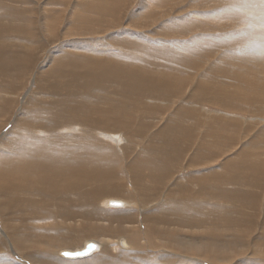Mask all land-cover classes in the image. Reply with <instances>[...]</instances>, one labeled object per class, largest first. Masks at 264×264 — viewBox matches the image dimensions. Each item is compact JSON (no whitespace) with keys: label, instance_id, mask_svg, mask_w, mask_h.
<instances>
[{"label":"bare ground","instance_id":"1","mask_svg":"<svg viewBox=\"0 0 264 264\" xmlns=\"http://www.w3.org/2000/svg\"><path fill=\"white\" fill-rule=\"evenodd\" d=\"M113 1V4L122 2ZM232 1H205L213 2L211 6H220L221 16H228L233 19V24L243 26L234 32H218L222 45L216 51L217 58L210 61L211 64L218 60V64L210 65V69L223 77L219 80L220 86L216 84L214 89L213 84L200 80L193 86L186 104L173 110L164 128L153 137H149L148 133L157 126L153 124L154 115L162 110L158 104L173 103L186 93V76H183L186 70L184 73L180 70L186 66L181 63L182 55L171 62H158V55L163 53L162 45L159 48L149 45L152 52L148 51L147 46L140 49L136 45L124 49V54L136 59L129 60L125 56L122 60L116 53L105 54L101 53L102 49L77 44L76 48L87 50L84 55L92 51L97 56L69 58L65 64L59 63L55 73L44 81H39L35 76V83L30 88L33 90L32 98H29L31 106L29 108L28 104L18 119L31 122L28 136L22 140L18 155L3 154L0 158V264H186V256L192 261L207 264H264V161H259L264 158V124L259 125L258 132L254 131L257 129V119L264 120V65L254 56L262 57L257 50L262 51L264 45L260 42L253 46L256 33L248 28V24L251 26L252 23L262 25L264 20L246 19L244 14L247 11L242 12L232 6L249 10L250 3L246 0ZM253 2L260 4L258 0ZM81 5L83 8V3ZM261 6H264V2ZM208 16L205 17L207 22H198L195 29L211 32L229 29L227 24H211L216 16H220L219 12ZM11 24L16 26L10 27L0 17V31H3L0 36L21 32V27L27 28L15 20H11ZM232 40H242L252 52L237 55L235 53L240 52V47H237L230 55L227 44ZM3 45V49L0 47V119L10 117L12 90L19 85L17 79L16 82L9 80L5 74H13L20 68V71L32 68L29 58H25L28 49L20 51L17 44L8 40ZM64 51H69V48L66 47ZM198 58V61L206 62L205 55ZM149 59L155 62L153 68L147 63ZM252 59H256V64L250 66ZM230 61L235 65L227 77L224 76L227 72L222 70L228 71V67L223 63ZM194 65V70H197L199 66ZM165 68L172 71H165ZM228 79L231 80V83L227 81L230 85H223L224 80ZM83 86L88 88L90 95L83 93ZM204 100L211 101L210 104L217 106L216 110L208 108L207 103V108L203 107ZM191 105H200L207 115L198 117L195 113L198 109ZM246 113L259 118H242L241 115ZM185 118L193 121L188 122ZM242 125L246 130L240 134ZM198 127L204 128L201 136L197 134ZM121 130L131 139L138 136L148 140L143 147L135 149L140 150L131 158L133 148L130 145L133 143L128 139L129 143L121 150L124 162L122 154L119 155L111 145L105 143L110 140L120 145L123 136L118 131ZM42 133L47 135H39ZM150 140H155L157 144L154 149H148ZM209 141L211 144L206 143ZM193 144H197L194 145L196 147ZM212 146L214 148L209 149ZM187 151L205 158L199 161L195 156H192L193 160L190 157L188 164L192 169L208 167L215 164L219 157L233 154L220 166L207 169L211 172L204 175L205 183L199 189L213 193L206 185L216 183V190L220 192L210 196L215 202L209 208L199 205V201L204 202L208 198L179 196L181 190L188 191V185L186 178L174 180L175 171L177 165L182 166V162H179ZM146 153L160 156H147ZM226 175L234 179L222 181ZM225 185L230 187L224 188ZM104 198H110L105 201L106 206L111 201L120 202L119 210L104 213L99 206ZM194 205H198V209H207L205 216L213 217L211 220L217 222L196 219V212L192 208ZM22 208L30 210L27 217L19 213ZM164 210L170 212L168 215L176 213L179 219L173 221L170 216H162ZM252 215L253 226L235 228ZM257 215L263 216L262 227L257 225ZM22 218L30 219V222L48 218L53 222L47 231L58 234L43 237L42 233L38 236L30 233V237L26 236L27 233L22 229L19 231L15 225V221ZM101 218H105L107 223L96 225L94 221ZM176 225L192 228L204 226L203 230L209 234L186 237V234L174 228ZM42 230H45L44 224ZM233 230L248 237L252 232L253 236L246 240L218 236V233L231 236ZM91 236H95L92 241L97 242L94 246L97 250L85 259L80 258L84 255L61 259L54 253L56 251L67 257L64 253L86 248L87 243L82 246V241ZM6 238L12 251L22 261L9 255L8 248H5Z\"/></svg>","mask_w":264,"mask_h":264},{"label":"rangeland","instance_id":"2","mask_svg":"<svg viewBox=\"0 0 264 264\" xmlns=\"http://www.w3.org/2000/svg\"><path fill=\"white\" fill-rule=\"evenodd\" d=\"M120 1L122 2L118 4H113L114 3L113 0H0V17L2 18L3 22L9 23L11 25L10 27H15L16 25L13 26L11 24V20H15L18 24L22 25L23 27H27L25 29L21 27L20 28L21 32L17 31L14 34L10 32L8 35L7 33H5V36H0V47L3 49L4 41L8 40V41H11L13 44H17L18 49L20 51L28 49L29 53L25 55V58H29V61L32 64V68L30 67L28 70L20 71L21 69L20 68L18 70L13 71V74H11L12 72H10L9 74L7 73L5 74L9 80H13L14 82H16L15 80L17 79L19 82L18 83L19 85L17 88H15V85L13 84V88L15 89L12 90L14 91L12 93L13 106L9 110L10 117L7 116L6 119H0V158L2 157L3 154L12 155V156H14L13 154L18 155L17 152L20 150L22 140H24L28 136L31 122L26 123L18 119L22 117L21 116L22 112L24 111L25 107L28 106L30 102L29 98H32L33 90H31L30 88H32L33 83H35V76L37 77L39 81H44L45 79L49 77L51 73L53 74L55 73L56 68L59 63L63 65L69 60V58L85 57L89 55L97 56L96 53L92 51H90V54L84 55L85 51L87 50L76 48L75 45L77 44H84L83 46L87 44L93 48H97V50L101 51L102 49L101 53L103 52L105 54L106 53H116L120 56L119 58L125 59V56H126V57H129L128 58L129 60L136 59V58L132 57L131 55L127 56L126 54H124L125 53L124 49H129L130 46H132L133 48L136 45L138 46L136 47L140 49L144 48V46H147L149 48L148 51L150 52H152V49H151V46L149 45L156 46L158 48L162 45L163 53L161 54V56L158 55L159 56L158 62H163V61L171 62V61L176 60L182 55L180 58L181 60H183V62L181 63L186 64L185 66L186 69L185 67L180 69L183 73L186 70V74L183 75V76H186V90H185L186 93L184 94L185 96L182 95L183 97L176 99V101H174L173 103L167 102L165 104H162V103L158 104L161 106L162 110L158 115L156 114L154 115L153 124H157V126L153 127V129L149 131L148 133L149 137L155 136L157 133H159V130L164 128L165 124L167 123V119H169V116L174 112L173 110L177 109V107H180V105L184 103L186 104L188 96L190 95V92L192 91V88H194L195 85L200 80H206L209 82V84H213L214 89L216 88V84L217 86L218 85L220 86L219 80H221L223 77L218 75L216 72L211 71L210 69V65L214 63L218 64V60L213 61V63L210 64V61L212 59L217 58L218 52L216 51H218L219 47L222 45V43L219 40L218 32H221L222 34L226 32L227 33L234 32V30L236 29L243 28V26L242 27L238 26L237 23L233 24L232 18H228V16L226 17L223 15L221 16L222 13L219 11L220 6H217L216 4H213L211 6L210 4L213 2L206 3L205 2L206 0H120ZM246 1L250 3L249 4L250 7H248L249 10L244 9V8L242 9L241 7L236 6V5H233L232 8L238 9L239 11H242V12L247 11V13L244 14L246 19L256 18L257 21L264 20V6H261V3H263L264 0H258L260 4H258L257 2H253V0H246ZM233 2H238V0H234L232 1V3ZM82 3H83V8H81ZM162 4H164V7H162ZM77 6L79 7L77 8ZM107 9L109 10L106 11ZM5 11L9 12L13 16L6 14ZM218 12L220 16H216V20L214 19V21H212L211 24H215V23L216 24H219V23L227 24V26L229 25V29H226L223 31H215V32H211V30L205 31L200 28L195 29L198 22L200 21L207 22L206 21L207 18H205L206 16L210 17L208 15H215V13H218ZM248 28H251V30L256 33L254 34L255 37L253 36V39L255 38L253 41L254 42L253 46L259 45L260 42H262L261 44L264 45V39H263L264 38L263 37L264 36V23L262 25H256L252 23L251 26L248 24ZM190 29H192V31L189 32ZM182 30L185 32V34L182 32ZM0 32L3 33V31H0ZM196 36L197 38H195ZM4 37H6L7 39L5 40ZM145 41L147 43H145ZM150 41H152L153 43H149ZM143 42L145 45L142 44ZM19 45L22 47H19ZM227 45L229 48L230 55L231 53L237 50V47H240L239 48L240 52L235 53L237 55H243V54L252 52V50H250V48L247 47L248 45L245 42L243 43L242 40H238V41L232 40ZM66 47L69 48V51H64ZM257 51L262 55V57L256 56L255 54H254L255 55L254 57L257 58V60L262 65H264L263 64L264 63V52H262L264 51V47L262 51L260 49ZM7 54H8L7 56H10L12 58L10 53H7ZM121 55L124 57H122ZM203 55H205L204 59H206L205 60L206 62L198 61L199 60L198 57H201ZM210 56H212V58H210ZM186 58L188 62H186ZM11 62L14 64V61H11ZM251 62L253 63H251L252 65L250 66H253L254 64H256V59H252ZM147 63L149 64L150 68H153L155 65V62L151 59H149ZM188 64H190V67ZM194 64H197L199 66L197 70H194L195 68ZM223 64L224 66L226 64L228 67V71L226 69L222 70V71L227 72V75H224V76L229 77L228 75L232 73V69H233L232 67L235 65V63L230 61V62H224ZM240 64L243 65L242 63ZM183 66L184 65L180 67H183ZM164 70L172 71L170 68H165ZM141 72L145 74V72L143 71ZM242 74H245V73H242ZM224 81L225 82L222 83L223 85H226L229 82L231 83L230 79L224 80ZM82 90L85 95H90V92L88 88H86V86H83ZM241 90L244 92H248L243 89ZM39 92L40 94H43L42 91H39ZM210 102L211 101L204 100L203 104L207 103L209 105V106L207 105L208 108L216 110L217 106L215 105L213 106L212 104H210ZM30 106L31 104H29V108ZM191 106L199 110V112L198 110H195V113L197 114L198 117L204 118L207 115L204 109L202 107H199L200 105L198 106L191 105ZM203 107H206V104ZM242 113H245V112H242ZM16 116H18V118L14 119V117ZM241 116L242 118L245 116L247 117L250 116L251 118H255V119L259 118L256 115H252L250 113H246ZM186 120L188 122L193 121L191 119H186ZM263 121L264 120L259 121L258 119H257V122L259 123L255 121L257 124V129L254 130L255 133L259 131L260 126H263L264 124ZM241 127L242 128H240V132L241 131L242 132L240 134H242L246 130L245 125H244V129H243V125ZM203 129L204 128L198 127L197 134L200 135ZM208 130L211 131L209 127H208ZM227 131L228 133H230L229 129H227ZM109 133H112L115 135L120 133L121 137L123 136L122 141H120V145L117 144L116 142L113 143V141H110V140H108V142H105L111 145V148L115 150L119 155H121L123 151L122 147L126 146L129 143L128 139H131V138L128 137L122 130L120 132L118 131V133L117 132H109ZM253 133H251V135H253ZM39 135L45 136L47 134L42 133ZM7 136H11V138H8ZM131 140L133 144H131L130 146H132L131 148L133 149H131L132 155L130 154V157L134 158L140 150L138 149L135 151V149L140 146L143 147L145 143L146 144L148 143V140L147 139L142 140V137L138 138V136H136L135 139H131ZM126 141L127 143H124ZM206 143L211 144V141L206 142ZM243 143L244 141L241 142L240 144H243ZM159 144H160V140H159ZM198 144H201L200 141H198ZM215 144L217 145V143ZM148 145H149L148 149H151L152 147L154 149V146L157 144L155 143V140H150ZM194 145H197V144H193V147H196ZM189 146L191 147V145ZM213 148L214 146H212L209 149H213ZM166 151L167 150H164L163 152H166ZM189 152L187 151L185 157L182 159V161L179 162V163L182 162V166L181 165L176 166V168L178 167V169L175 171L176 177L174 178V180L186 178V184L188 185V191L185 190L186 191L185 192L184 190H181L179 193V196L185 197V198L186 196L191 197V198L192 197H197V198L202 197V199L208 198L204 202L203 200L199 201V205L205 208H209L211 204L215 202L213 201V199L210 198V196H213L220 192H219V189H217L218 191L216 190L217 188L216 183H211V184L206 185L208 189L213 190V193L212 191L209 192V191H206L205 189L201 191L199 189L205 183L204 175H207L211 172V171H208L207 169L220 166V164H222L226 158H228L229 156L233 154L231 155L227 154L222 157H219L215 164H210L208 167H199V168L192 169L191 165H189L188 162L190 161V157L193 160L192 156H195V154H191ZM209 152L211 153L212 151L210 150ZM148 154L154 155L155 157L160 156L154 153H146L147 156ZM121 156H122V161L124 162L123 154ZM197 156L195 157L199 161H202L203 159H205L204 157H199V154H197ZM259 161H264V158L260 159ZM0 163H1V159H0ZM179 163H176V164H179ZM202 166H204V164H202ZM176 174L179 176H177ZM128 177L131 178L130 176ZM223 179L224 180L222 181H226L228 179H234V178L233 176L231 177L229 175H226L224 176ZM211 182H213V180ZM214 182L216 181L214 180ZM229 187H230L229 185L224 186V188H229ZM190 188H192V190L194 191L192 190L189 191ZM162 193L163 192L161 190L160 194ZM108 199L110 198L101 199L100 201L101 204L99 203V206H101V210L104 213H109V211L111 213V212H115L119 210L120 208L119 206L121 205V203L117 201L119 205L110 204L106 206L105 201ZM192 208H193V211L196 212L195 214V217H197L196 219L200 220L202 218V219H205L206 222L207 221L217 222V221L211 220V219H214L213 217L205 216V214L207 213V209L205 210L202 208L198 209V205H194ZM29 211L30 210H26V208H22L21 210H19V213L21 215L26 214V217H27V214L29 213ZM169 213H170L169 211L164 210L161 215L166 216V218L170 216L172 217L173 221H176L179 219V215H177L176 213L173 215H168ZM188 213H191V212H187V214ZM262 217L263 216L259 217L257 215L258 220H256V222H257V225L259 224L260 227H262L263 225ZM188 218L193 219L192 216H188ZM104 219L102 218L98 219L94 221V223L96 225L106 224L107 221L106 219L105 220ZM205 221H200V222L204 223ZM52 222L53 221L49 220L48 218H46V220L42 219V221L41 219H35V220H32L31 222H30V219L22 218L18 221H15V225L17 226V229L19 231H21L22 229V232H26L27 233L26 236L30 237V233L34 236H38V234L42 233L43 234L42 236L45 237L47 235L58 234L56 231H51V232L47 231V228H50V224ZM254 223L255 222H254L253 215H252L250 219L248 217L244 222L239 224V226H235V228L236 229L246 228V227H249L250 225L253 226ZM42 224H44L45 230H42ZM124 225L126 224L124 223ZM204 226H208V225L205 224ZM204 226H202L201 228H198V227L192 228V227H184V226L179 227L178 225H176L174 226V228L178 229V231L182 232L183 234H186V237H189V236L191 237V235H194V234H207L206 236H208L209 233L203 230ZM255 232L256 231H254V233ZM237 233H238L237 230H233L231 236L225 235L223 233H218V236L228 237V238L236 237V238H240L241 240L251 239V237L253 236L252 232L250 234L251 237L250 236L248 237L245 234H237ZM94 237L95 236L84 238L81 245L83 246L84 243H87L88 245L90 242H92ZM97 238L98 237H96V239ZM121 239H124V237H122ZM4 242L6 245L5 248H8V251L10 252L9 255H11L12 257L16 258L19 261L20 259L18 258V255L15 253L14 250L12 251V247L9 245L8 238H6V241L4 240ZM71 247L72 246H67V248H71ZM95 249L91 250L87 255H84L83 257L81 256L80 258L85 259L91 253L92 254L95 253L97 250ZM54 253H56L61 259L63 258L69 259L68 256L64 257L62 256L63 254H58L56 251ZM186 264H207V263H204L203 261L198 263V260L192 261V259L186 256Z\"/></svg>","mask_w":264,"mask_h":264},{"label":"water","instance_id":"3","mask_svg":"<svg viewBox=\"0 0 264 264\" xmlns=\"http://www.w3.org/2000/svg\"><path fill=\"white\" fill-rule=\"evenodd\" d=\"M110 203H111V205H118L117 201H111ZM96 243L97 242L92 241L84 249H80V250H77V251H68L66 253H73V254H77V255H87L90 252V250L94 249L93 246H96ZM70 256H76V255H70Z\"/></svg>","mask_w":264,"mask_h":264},{"label":"snow or ice","instance_id":"4","mask_svg":"<svg viewBox=\"0 0 264 264\" xmlns=\"http://www.w3.org/2000/svg\"><path fill=\"white\" fill-rule=\"evenodd\" d=\"M94 247V246H93ZM64 255L66 256H70V255H77V254H73V253H64Z\"/></svg>","mask_w":264,"mask_h":264}]
</instances>
